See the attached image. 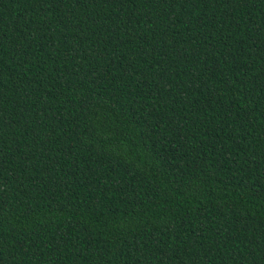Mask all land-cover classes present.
Wrapping results in <instances>:
<instances>
[{"label":"trees","instance_id":"1","mask_svg":"<svg viewBox=\"0 0 264 264\" xmlns=\"http://www.w3.org/2000/svg\"><path fill=\"white\" fill-rule=\"evenodd\" d=\"M0 264H264V0H0Z\"/></svg>","mask_w":264,"mask_h":264}]
</instances>
